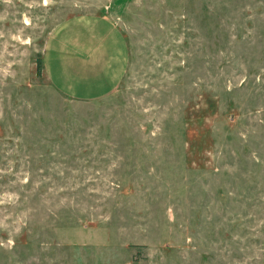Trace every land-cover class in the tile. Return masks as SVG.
Instances as JSON below:
<instances>
[{"label": "rangeland", "instance_id": "obj_1", "mask_svg": "<svg viewBox=\"0 0 264 264\" xmlns=\"http://www.w3.org/2000/svg\"><path fill=\"white\" fill-rule=\"evenodd\" d=\"M96 17L76 100L35 60ZM0 264H264V0H0Z\"/></svg>", "mask_w": 264, "mask_h": 264}, {"label": "crops", "instance_id": "obj_2", "mask_svg": "<svg viewBox=\"0 0 264 264\" xmlns=\"http://www.w3.org/2000/svg\"><path fill=\"white\" fill-rule=\"evenodd\" d=\"M84 26L87 30H57L47 41L42 64L55 89L88 101L105 96L119 82L126 47L118 28L106 18H91Z\"/></svg>", "mask_w": 264, "mask_h": 264}, {"label": "trees", "instance_id": "obj_3", "mask_svg": "<svg viewBox=\"0 0 264 264\" xmlns=\"http://www.w3.org/2000/svg\"><path fill=\"white\" fill-rule=\"evenodd\" d=\"M35 70L38 75L43 70L42 57L40 56V54H37V57L35 60Z\"/></svg>", "mask_w": 264, "mask_h": 264}]
</instances>
